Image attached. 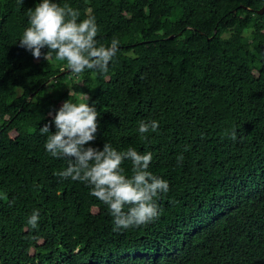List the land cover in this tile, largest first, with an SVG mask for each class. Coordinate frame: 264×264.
Returning <instances> with one entry per match:
<instances>
[{"label": "trees", "instance_id": "16d2710c", "mask_svg": "<svg viewBox=\"0 0 264 264\" xmlns=\"http://www.w3.org/2000/svg\"><path fill=\"white\" fill-rule=\"evenodd\" d=\"M57 2L119 51L107 72L34 58L17 40L38 0H0V264H264V0ZM85 94L99 115L88 143L151 151L168 181L148 223L113 231L44 149L39 127L54 132L55 110Z\"/></svg>", "mask_w": 264, "mask_h": 264}, {"label": "clouds", "instance_id": "9594fccd", "mask_svg": "<svg viewBox=\"0 0 264 264\" xmlns=\"http://www.w3.org/2000/svg\"><path fill=\"white\" fill-rule=\"evenodd\" d=\"M77 17V11L61 6L57 0H38L29 9L17 40L19 46L34 58L43 55L46 59L54 53L58 60L66 61L73 74L85 70L107 72L119 51V39L98 45L95 18L89 15L78 21ZM45 48L47 51L42 53ZM88 99L85 94L78 103L64 101L52 117L54 132L49 131L48 123L39 127V132L46 136L44 149L54 158L67 160V166L58 173L61 178L85 182L90 186V194L106 205L113 231L148 223L159 214L155 198L168 191V181L149 170L151 151L140 152L131 146L117 150L108 142L98 149L88 143L96 139L99 116L94 102L89 104ZM157 126L155 119L141 120L136 132L144 135ZM126 161L131 164L130 174L123 166ZM38 219V210H33L27 224L35 227Z\"/></svg>", "mask_w": 264, "mask_h": 264}, {"label": "water", "instance_id": "95a60500", "mask_svg": "<svg viewBox=\"0 0 264 264\" xmlns=\"http://www.w3.org/2000/svg\"><path fill=\"white\" fill-rule=\"evenodd\" d=\"M264 12V6L261 8V10L258 11V14H263ZM170 39H173V36H170ZM70 70H68L67 72H69Z\"/></svg>", "mask_w": 264, "mask_h": 264}]
</instances>
